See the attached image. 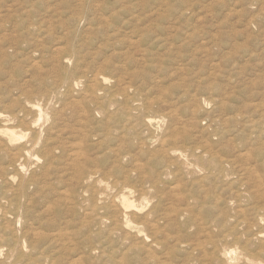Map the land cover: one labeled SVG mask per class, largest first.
Instances as JSON below:
<instances>
[{
  "label": "rangeland",
  "instance_id": "rangeland-1",
  "mask_svg": "<svg viewBox=\"0 0 264 264\" xmlns=\"http://www.w3.org/2000/svg\"><path fill=\"white\" fill-rule=\"evenodd\" d=\"M0 37L7 43H19L21 40L25 47L33 49L42 47L53 52L44 58H36L34 63H30L29 60L21 62L20 66L24 68V71L31 68L33 64L34 68L40 69V72L23 74L25 81L28 80L31 83L26 85L21 82L20 87L15 91L16 94L27 93L30 90L35 91L39 84L47 85L50 88L49 83L54 80H58L57 83L61 79H66V82L70 80L75 82L77 79L86 81V84L79 82L77 86L73 87H69L71 84L67 82V89L70 91L67 94L59 95L58 99H53L56 105L62 106L63 104V108L67 104V109H63L60 114L61 118L57 120V126H62L59 128H64L66 133L61 134L63 138L69 137L66 129H69L70 125L71 128H75H73L74 131L77 128L75 121L81 113L79 111L82 110V102L88 101L87 87L92 85V78L96 74H103L108 79L105 86L114 87L110 88V91L107 88L106 92L113 93L120 104L123 98L119 95L123 92L124 96L133 100L132 103L137 108L136 112L140 115H152L156 119L165 120L161 122V125L176 124L179 132L185 129L191 138L196 139L195 136H197V140L200 138V141L210 138L209 135H211V141L214 142L211 144L216 146L215 149L220 150L223 154L234 156L232 158L235 160H240L236 165L248 167L251 171L260 173L259 175L264 177V166L260 168L256 163L259 148L264 145V131H262L264 129H258V127H264V0H0ZM57 39H62L60 44H53L55 40L58 41ZM131 40L136 42L130 44ZM58 45L64 46L66 49L62 50L63 53L71 52L74 57L71 56V63L67 66L53 50ZM6 49L9 55L13 51L8 46ZM0 63V75L2 76L0 83L4 86V81L7 82L11 76L7 73L6 66L11 63L13 68H16L15 71L18 72L17 61H13L7 56L1 58ZM66 71L69 73L65 74V78H62L60 74ZM16 83H19L17 77L12 82V88ZM126 88L129 89L126 91ZM24 90L26 92H22ZM114 90H116L115 93ZM201 100L208 101V104H201ZM73 111H75L76 117H74ZM90 114H94V121L99 123L102 120L100 119L101 114L96 110H92ZM179 122L187 126L178 125ZM216 128L229 130L227 134H224L226 138L227 136L229 138L225 139L224 135L221 138L214 136ZM252 128L257 129L250 130ZM153 132L154 137L151 140L146 139L148 136L142 135L141 140L147 141L146 147L139 145L141 140L121 147V150L129 155V159H124L122 164L118 162L117 170L121 168L126 170L136 163H145L148 157L155 159L154 156L149 155H156L160 147L159 142L155 139L157 131ZM195 142L197 143L196 140ZM105 144L103 143L94 154L98 163L103 164V169L104 164L107 165L117 159ZM112 144L114 142L110 143L108 147L115 148ZM168 146L172 145L167 143ZM178 146V143L173 145L175 148ZM3 158L0 156V169L5 167ZM130 160L132 163H129ZM28 166L26 168L27 176L39 173L40 161L38 159L33 160V163ZM256 168L260 170L258 171ZM58 169L59 167L55 166L51 169L49 182L52 183L51 180L54 178L52 173L54 174ZM156 169L159 170L160 165H157ZM102 172L110 177L109 181L114 185L113 173L107 168ZM143 172L145 173L142 174H147L146 170ZM1 173L2 170H0ZM14 177H19V175ZM142 182L143 178L132 173L129 183L126 184L137 189ZM147 185L148 183L143 184V186ZM56 186L57 184L53 182L51 186L47 185L49 189L42 191L29 187L28 195L22 198L23 208L28 207L27 209L30 211L43 209L46 204L65 206L63 198L60 196L62 197L66 193H63V188L58 189L61 193L56 191ZM236 186L233 185L231 193L224 194L225 202L218 203L219 205L216 206L217 210H220L219 207L225 212L228 209L226 214L232 216L231 221L224 228L227 230L224 231L227 236L221 238L219 227L211 226V228L204 224V227H198V229L196 226H191L188 228L187 234L183 236V239L187 241L189 239V241L179 245L177 250L175 248L174 254L170 255L167 264H200L204 261L205 264H219L217 261L211 262L209 259H205L211 257L212 254L215 256V253L222 248L238 247L240 249L244 246L247 247L251 255H257L264 261V243L255 239L254 236L257 230H264V225L260 226L255 222L254 218L257 213L248 211L245 216L251 215L248 217L249 222L245 218L244 223L236 224L240 216L237 213L239 210L237 208L240 206V208L249 209L253 203V200L248 199L242 200L238 204L235 203L232 196H234L235 190L241 189V186ZM230 194L232 195L230 196ZM10 196L8 192H1L0 213L1 210L12 211L14 209L7 203ZM136 196L134 198L137 203H141L143 208L149 207L150 202L146 201L150 199L148 192L144 197ZM39 198L41 200L38 201ZM76 198L74 206H76ZM24 200L29 202V205L25 204ZM87 203L92 202L88 200H79L78 202L83 214L88 211L85 209ZM39 206L40 209H35ZM233 209L235 210L233 211ZM9 218L13 219V215L8 214ZM76 223L68 229L70 233L73 232L72 236L75 234L73 239L76 238L77 241H73L76 243L72 240L64 239L61 242L59 240L58 248L54 245L55 247L47 249L43 248L41 242H37L38 246L36 245V247L35 242L31 247L29 246L30 248L24 247L23 241L21 252L11 259H6L7 249L2 248L0 264H47L50 259L57 260L59 264H111L114 259L117 261L121 259L126 264H133L132 259L135 258L133 252L129 249L126 251L127 248L120 244L116 236L109 238L104 227L99 229L97 234L87 242L80 243L78 240L82 235L78 233ZM173 228V226L168 227V229ZM209 230L211 234L206 233ZM246 232L252 236H248ZM218 237L219 239H217ZM108 239H113V242L111 240V243ZM62 242L67 248L61 247ZM86 243L87 245H84ZM90 246L97 247L96 253L87 251ZM203 246L206 251L202 254L199 249L200 247L204 249ZM185 249L191 251L185 252ZM61 251L63 252L61 253ZM47 252L48 254H46ZM29 255L32 256L29 257ZM105 257L106 259H104ZM151 257L154 259L153 264H156L160 258H163L162 251L160 249L152 251ZM25 260L26 262H24Z\"/></svg>",
  "mask_w": 264,
  "mask_h": 264
},
{
  "label": "bare ground",
  "instance_id": "bare-ground-1",
  "mask_svg": "<svg viewBox=\"0 0 264 264\" xmlns=\"http://www.w3.org/2000/svg\"><path fill=\"white\" fill-rule=\"evenodd\" d=\"M2 36L4 37L5 35ZM57 40L55 42L51 41L53 44H60L62 41V39ZM134 42L136 41H129L130 44ZM6 46L13 50L10 55L7 53ZM63 49H65L64 46L60 45L53 48L55 53L57 52L58 58L67 66L71 63L73 56L71 52L69 54L63 53ZM35 51H37L36 54H33ZM52 53L47 48L39 47L38 49H33L25 47L21 40L19 43H7L0 37V59L9 56L11 60L17 61L18 68V72H16L13 64L9 63L6 69L7 73L11 74L10 79L7 82L4 81V86L0 83V156L4 157L3 164L5 165V167L0 169L2 170L0 174V194L1 192L10 193L11 196L8 198L7 203L14 207L12 211L3 209L4 211L1 210L0 213V252L2 248L7 249L6 259H11V257L17 256L21 252L23 241L24 247H31L33 242L36 243V247L41 242L43 243V248L48 249L54 245L57 247L59 240L60 242L64 239L67 241L76 240V238L73 239L75 234L72 236L73 232L70 233L68 229L77 222L78 233L82 235L78 240L80 243L87 242L92 236L97 234L99 229L104 227L109 238L116 236L120 244L127 248L126 251L129 249L133 252L135 256L132 259L133 264H153L154 259L151 257V253L156 249H160L163 254V258H160L156 264H167L175 248L177 250L179 245L182 243L186 244L189 241V239L188 241L183 239V236L187 234V230L191 226L201 228L206 224L209 225L208 227H219L221 238L227 236V233L224 232L227 230L224 228L231 221L230 218L232 216L226 214L227 208H225L227 209L225 212L220 207L218 208L220 210H217L216 206L219 205L218 203L225 202L226 197H224V194L231 193L233 185L241 186V189L235 190L234 196H232L235 203L238 204L246 199L253 200L252 202L254 203V205L251 203L252 206L249 209H243L240 206L237 208L239 209L237 213L240 216L236 224L244 223L245 218L248 219L251 216L247 217L245 213L253 211L257 213L254 218L255 222L260 224V226L264 225V177L259 175L260 173L253 172L248 167L236 165L240 160H235L232 158L234 156L223 154L220 150L215 149L216 146L214 147L211 144V135H209L210 138H206L203 141L198 138V141L197 136H195L196 139L191 138L185 129L179 132L176 124L170 125L171 123H166L161 125V122L165 120L156 119L152 115L138 114L135 104L132 103L133 100L124 96L121 89V95L117 94L123 98V103L121 102L120 104V101L115 98L113 93L106 92L108 87L105 84H107L108 79L103 74H96L92 78V85L87 87V92L89 91L88 101L82 102V110L79 111L81 113H79L78 119L76 118L77 121H75L77 122V128L74 131V127L71 128L72 126L70 125L69 129H66L69 137L63 138L61 134L65 133L64 128L57 126V120L61 118L60 114L67 104L65 103L66 106L63 108V104L62 106L56 105L54 100L58 99L59 95L67 94L70 91L67 89V82L71 84L69 87H73L77 86L79 82L86 84V81L77 79L75 82L71 80L66 82V79H61L57 83L58 80H54L49 83L50 88L47 85L39 84L35 91L15 93L21 82L26 85L31 83V81H25V75L23 74H26V72H40V69L34 68L33 64L31 68L24 71V68L20 66L21 62L24 63L29 60L30 63H34L36 58H44ZM3 67L5 68V66ZM68 73L66 71L60 75L65 78V74ZM16 77L19 79V83H16L12 88V82L15 81ZM0 78H2L1 75ZM110 88L112 87L108 88L109 91ZM128 89L126 88V91ZM22 92H26V90ZM115 92L116 90H114ZM203 103L208 104V101L201 100V104ZM118 105L119 107L117 108ZM59 107L61 108L59 109ZM111 109L113 110L110 111ZM92 110H96L101 114L100 119L102 120L99 123L94 121L93 115L95 113L90 114ZM73 112L74 117H76L75 111ZM181 128L178 129L181 130ZM254 129L257 128L250 130ZM258 129L261 130L264 127H258ZM153 131H157L155 139L159 142L160 147L156 155H149L154 156L155 159L148 157L145 163L131 164L132 166L126 170L122 168L117 170L118 162L122 164L124 159H129V155L122 151L121 147L134 144L136 140L139 142L142 139V135L148 136L146 139L151 140L154 137ZM228 132L229 130L217 129L214 136L221 138ZM251 134L253 135V133ZM228 138V136L227 138L225 137V139ZM112 142H114L112 146L115 148L108 147ZM103 143H106L105 145L109 148L110 153L117 158L107 165L104 164V169L107 168L110 172L116 170L112 172L114 185L110 183V177L102 172L104 170L102 168L103 164H99L98 159L94 158V154L101 148ZM146 143L147 141L141 140L139 145L143 147L147 145ZM167 143L172 146L167 147ZM175 143L179 144L177 148L173 147ZM250 147L252 148V146ZM143 153L145 154V152ZM247 154L252 155L253 153ZM37 159L40 161L39 173L27 176V166ZM129 163H132V161L130 160ZM256 163L260 168L264 166V145L259 148ZM157 165H160L159 170L156 169ZM243 165L246 166V164ZM54 166L59 167V169L54 174L52 173L54 178L50 180L52 183L57 184L56 191L63 188V193H66L62 197L58 193L60 198H63L65 206L45 203L46 207L43 209H40L41 205L39 208L34 207L40 210L29 211L28 207L23 208L24 206L21 204L22 198L28 195L29 187L42 191L49 189L47 185H52L48 178ZM154 167L155 169H153ZM144 170L147 173L145 175L142 174L145 173L143 172ZM256 170L259 171L260 169L256 168ZM132 173H136L143 178L142 184L137 189L126 184L129 183ZM16 175H19V177H14ZM144 183H148V185L143 186ZM58 191L60 192V190ZM147 192L150 199L147 198L148 200L146 201L150 202V205L148 208H143L141 203H137L134 197L136 195V197H144ZM75 198L76 206L73 204ZM39 200L41 199L39 198ZM44 200L46 201V198ZM79 200L92 202L85 205V209L88 211L84 214L78 206ZM24 203L28 204L29 202L26 201ZM8 214H12L13 219H8ZM203 217L206 219L204 220ZM169 226L174 228L168 229ZM207 232L210 233V230ZM248 236L250 235L248 234ZM254 236L255 239L264 243L263 229L257 230ZM108 240L113 242V239ZM84 245H87V243ZM61 247L67 248L63 242ZM192 248L194 249V247ZM96 250L97 247L90 246L87 251L92 253ZM187 250L191 251L190 249ZM187 250L185 249V252ZM205 251V247L204 249L200 247L199 252L203 254ZM40 255L42 256L43 254L41 253ZM31 256L29 255V257ZM208 259L211 262L217 261L219 264H264L263 259H259L257 255H251L246 246L240 249L238 247L222 248L215 253V256L212 254L211 257L205 260ZM48 261L47 264L58 263L55 259ZM113 261H111V264H126L121 259L120 261ZM205 263L204 261L200 264Z\"/></svg>",
  "mask_w": 264,
  "mask_h": 264
}]
</instances>
